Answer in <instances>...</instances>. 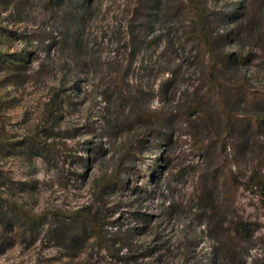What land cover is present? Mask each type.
<instances>
[{
    "label": "rangeland",
    "instance_id": "1",
    "mask_svg": "<svg viewBox=\"0 0 264 264\" xmlns=\"http://www.w3.org/2000/svg\"><path fill=\"white\" fill-rule=\"evenodd\" d=\"M17 1L0 9V50L31 59L17 78L0 73V195L45 222L13 214L0 264H210L213 255L225 264L228 243L215 241L194 200L215 170L236 187L222 222L256 229L233 261L264 264V202L250 180L254 168L264 173V151L235 148L222 91L196 54L202 24L217 47L251 51V2ZM250 12L264 21V8ZM239 73L264 88L259 60ZM201 98L190 115L188 103ZM235 107L245 112L242 99ZM76 211L109 238L118 230L121 260Z\"/></svg>",
    "mask_w": 264,
    "mask_h": 264
},
{
    "label": "trees",
    "instance_id": "2",
    "mask_svg": "<svg viewBox=\"0 0 264 264\" xmlns=\"http://www.w3.org/2000/svg\"><path fill=\"white\" fill-rule=\"evenodd\" d=\"M248 1L251 2L250 9L252 10L264 8V0ZM17 2V0L16 2L14 0H3L5 6L2 3L0 9L2 8V12H10L13 6H17ZM250 9L246 13L245 24L250 28H255L256 24L258 25L257 32L252 40L254 44L251 51L245 54H237L217 47V38L210 35L205 25L202 24L197 36L196 54L203 59L207 58V62L210 64L207 73L208 83L222 91L223 104L226 105L223 111H226L227 126L230 127L231 134L236 142L235 148L239 150L246 149L248 154H256L264 151V142L260 141L264 137V88L254 86L252 83L253 77L239 73L242 66L253 59L259 60L264 65V21L257 23L252 20L254 14L250 12ZM238 19V14L233 16L234 21ZM4 32L0 31V37L4 35ZM219 39H222L223 42L225 41L224 36ZM30 59L31 55L25 52L7 53L0 50V73L17 78L22 74V69L30 62ZM207 92L208 94L210 93V91ZM241 99L245 102V112H238L234 109L237 102H241ZM201 100L204 101V98L190 100L187 107L190 115L195 114L201 108L199 107ZM209 120L212 121L213 116H210ZM248 128L250 129L249 131ZM247 133L250 135H247ZM254 169L258 172L255 170L250 177L251 185L256 188L257 193L264 202V173L257 168ZM234 188L236 187L232 177L225 176L219 170H215L209 172L206 177L201 178L194 191V200L198 211L207 214L210 224H212L208 228H211V232L217 233L215 241H220L219 237L223 236L228 243V245L223 246V250H226L225 253L228 257V261L225 264H235L233 258L235 260V256H240V253L237 252L239 247L242 244L251 242L256 232L251 223L243 221L241 218L231 224L222 222V215L232 205L231 198L235 195V192H233ZM142 191L145 195H150L147 189H142ZM13 214L20 215L27 222H35L36 227H42L43 222H45L44 216H30L18 204L0 195V224L2 223L0 225V256L7 249L4 245H8V234L15 232V225L11 223ZM70 216L81 217L86 224L84 227L95 234L98 242L105 245L111 257L121 260L120 255L124 246L118 241V230L112 233L109 238L103 231V225H100L95 217L82 214L80 211H76ZM218 262V258L213 255L210 264H219Z\"/></svg>",
    "mask_w": 264,
    "mask_h": 264
}]
</instances>
